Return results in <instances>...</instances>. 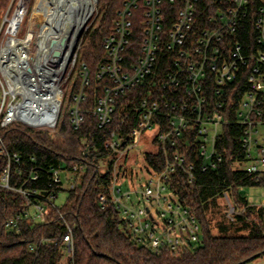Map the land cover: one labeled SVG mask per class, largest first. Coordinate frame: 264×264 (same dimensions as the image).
<instances>
[{
	"label": "built area",
	"instance_id": "built-area-1",
	"mask_svg": "<svg viewBox=\"0 0 264 264\" xmlns=\"http://www.w3.org/2000/svg\"><path fill=\"white\" fill-rule=\"evenodd\" d=\"M259 2L256 7L252 0H126L112 32L103 39L105 57L96 73L104 80L103 92L90 110L84 104L89 100L91 72L79 56L98 0H92V12L77 37L75 30L66 32L33 8L32 18L35 12L45 16L35 33L33 21H27L32 0H11L0 24V155L6 158L0 190L18 194L23 203L5 226L19 228L22 216L45 222L51 209L59 208V197L27 187L38 174L22 181V156L9 149L1 130L21 123L54 132L65 104L74 128L80 129L92 112L103 129L113 122L118 99L142 87L141 95L124 104L122 127L131 117L135 126L122 134L116 128L105 144L113 155L112 177L100 203L117 207L139 244L176 253L199 243L201 223L181 201L178 189L223 162L219 139L225 126L243 128L241 146L247 160L239 167L264 174V144L258 136L264 126V3ZM76 72L80 84L73 93ZM146 133L152 136L145 143L154 147L144 153L150 178L133 188L130 155ZM147 154L162 161L159 170L147 162ZM82 168L76 164L72 170L52 169L50 186L73 187ZM224 198L233 220L232 202L227 194ZM64 243L73 257L69 225Z\"/></svg>",
	"mask_w": 264,
	"mask_h": 264
},
{
	"label": "trees",
	"instance_id": "trees-1",
	"mask_svg": "<svg viewBox=\"0 0 264 264\" xmlns=\"http://www.w3.org/2000/svg\"><path fill=\"white\" fill-rule=\"evenodd\" d=\"M125 1L98 0L96 22L84 37L79 62L88 65L92 77L89 100L84 104L87 109L94 107L103 92L104 80L96 77L105 57L103 39L112 32ZM252 1L256 7L261 4L259 0ZM10 3L11 0H0V24ZM249 31L252 40L253 25ZM73 82L74 93L80 84L78 72ZM142 93L143 88L137 87L127 97L121 96L113 122L103 129L92 112H88L80 129L74 128L68 114L63 113L54 132L21 123L1 130L9 149L22 156V181L31 173L38 174V179L29 181L27 187L47 194L54 192L59 199L65 193L66 198L58 209H51L45 222L22 216L19 228L10 229L5 221L20 213L23 202L18 194L0 190V264H248L264 256V204L252 205L241 191L244 187L264 186V174H252L239 167L247 158L241 146L243 128L237 124L225 126L219 139L223 156L220 166L199 172L194 184L184 182L178 189L181 201L193 209L201 223L199 243L176 253L168 247L154 250L132 238L115 205H101L100 197L107 193L112 177L113 155L105 144L116 128L122 134L135 126L131 117L122 127L124 104ZM146 160L155 170L163 164L155 162L151 154H147ZM76 164L83 168L73 187L50 186L52 169L72 170ZM5 165L6 158L0 155V177ZM17 179L15 175L13 181ZM225 194L234 207V217L218 221V234H214V214L210 211ZM67 225L73 229V257L64 243Z\"/></svg>",
	"mask_w": 264,
	"mask_h": 264
},
{
	"label": "rangeland",
	"instance_id": "rangeland-1",
	"mask_svg": "<svg viewBox=\"0 0 264 264\" xmlns=\"http://www.w3.org/2000/svg\"><path fill=\"white\" fill-rule=\"evenodd\" d=\"M36 1L38 0H32V9L30 10V13L27 16V21H33L32 22V29L34 30V32L36 33L37 30L39 29L38 24H40L41 22L44 21L45 16L39 12H35L34 17L32 18V10L36 4ZM264 3V0H261ZM98 14V7L96 8L94 14L90 17L89 19V23L90 26L92 24H95L96 22V16ZM47 18V17H46ZM27 26L25 27V29L23 30L26 31ZM37 49V45L34 44V50L32 55L34 56L35 52ZM66 88L68 89V86L66 85ZM67 105L65 104L64 106V113L67 112ZM152 136V133H146L142 140L139 141L134 150L132 151L131 155H130V165L133 166L134 170H135V178L133 180L131 184V186L134 188H138L140 185L145 184L149 178L150 175L147 172V168H146V164L144 162V153L146 150H152L154 149V147H151L149 144L145 143V139H149ZM259 140L261 143L264 144V126H260L259 128ZM249 162H247L245 165H248ZM139 174V179L136 177V175ZM242 193L248 198L249 202L252 205H263L264 203V186H252V187H244L241 189ZM66 198V194L62 193L60 195V199H59V204L62 203ZM213 215L214 220L212 221V229H213V233L214 234H218V230L216 228V224L218 221L223 220L224 218L228 219V220H232L229 216H228V205H227V201L225 198H220L218 201V206L214 207L211 209L210 211ZM225 216V217H224ZM234 217V215H233ZM225 219V220H226ZM162 222V220H161ZM248 264H264V256L263 257H259L251 262H249Z\"/></svg>",
	"mask_w": 264,
	"mask_h": 264
},
{
	"label": "bare ground",
	"instance_id": "bare-ground-1",
	"mask_svg": "<svg viewBox=\"0 0 264 264\" xmlns=\"http://www.w3.org/2000/svg\"><path fill=\"white\" fill-rule=\"evenodd\" d=\"M92 9V0H38L34 7L48 20L59 22L66 32L75 30L73 37H77Z\"/></svg>",
	"mask_w": 264,
	"mask_h": 264
},
{
	"label": "water",
	"instance_id": "water-1",
	"mask_svg": "<svg viewBox=\"0 0 264 264\" xmlns=\"http://www.w3.org/2000/svg\"><path fill=\"white\" fill-rule=\"evenodd\" d=\"M61 43L64 44L65 41L63 40ZM54 55H55V56H59V55H60V52H59V51H56V52H54Z\"/></svg>",
	"mask_w": 264,
	"mask_h": 264
},
{
	"label": "crops",
	"instance_id": "crops-1",
	"mask_svg": "<svg viewBox=\"0 0 264 264\" xmlns=\"http://www.w3.org/2000/svg\"><path fill=\"white\" fill-rule=\"evenodd\" d=\"M264 204V203H263Z\"/></svg>",
	"mask_w": 264,
	"mask_h": 264
}]
</instances>
